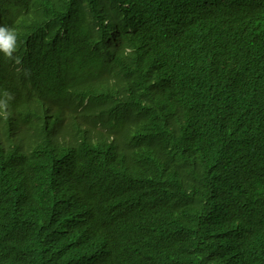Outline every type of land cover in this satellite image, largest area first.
I'll return each mask as SVG.
<instances>
[{
	"label": "trees",
	"instance_id": "16d2710c",
	"mask_svg": "<svg viewBox=\"0 0 264 264\" xmlns=\"http://www.w3.org/2000/svg\"><path fill=\"white\" fill-rule=\"evenodd\" d=\"M0 28V264H264V82L228 72L264 79V0H0Z\"/></svg>",
	"mask_w": 264,
	"mask_h": 264
},
{
	"label": "clouds",
	"instance_id": "9594fccd",
	"mask_svg": "<svg viewBox=\"0 0 264 264\" xmlns=\"http://www.w3.org/2000/svg\"><path fill=\"white\" fill-rule=\"evenodd\" d=\"M14 42V34L7 32L4 28H0V50H3L6 55L11 56L14 50Z\"/></svg>",
	"mask_w": 264,
	"mask_h": 264
},
{
	"label": "bare ground",
	"instance_id": "6f19581e",
	"mask_svg": "<svg viewBox=\"0 0 264 264\" xmlns=\"http://www.w3.org/2000/svg\"><path fill=\"white\" fill-rule=\"evenodd\" d=\"M228 72H229L231 75H233L234 77H235V76H242V77H246V78H249V79H252V80H255V81L264 82V79H262L261 77L256 76V75H252V74H250V73H248V72H245V71H243V70H240V69H230V70H228ZM61 178H62V177H61ZM58 179H59V178H58ZM62 179H63V178H62ZM62 179H60V180H61L60 183L58 182L60 185H61V184H65L64 181H63Z\"/></svg>",
	"mask_w": 264,
	"mask_h": 264
}]
</instances>
